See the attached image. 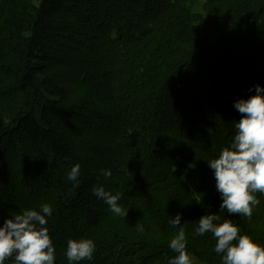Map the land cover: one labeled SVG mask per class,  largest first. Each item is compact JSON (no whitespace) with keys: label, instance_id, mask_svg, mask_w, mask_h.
I'll return each mask as SVG.
<instances>
[{"label":"trees","instance_id":"16d2710c","mask_svg":"<svg viewBox=\"0 0 264 264\" xmlns=\"http://www.w3.org/2000/svg\"><path fill=\"white\" fill-rule=\"evenodd\" d=\"M256 85L264 0H0V226L50 205L54 264H169L180 227L192 264H223L195 234L206 214L264 247V193L250 220L230 215L207 162ZM69 239H91L93 258L70 261Z\"/></svg>","mask_w":264,"mask_h":264},{"label":"clouds","instance_id":"9594fccd","mask_svg":"<svg viewBox=\"0 0 264 264\" xmlns=\"http://www.w3.org/2000/svg\"><path fill=\"white\" fill-rule=\"evenodd\" d=\"M254 90L255 95L234 103L241 119L235 124L237 132L231 147L223 148L218 158L207 161L222 197L221 210L249 220L253 207L260 204L253 193H264V87L256 85ZM79 169V164L71 169L68 173L70 181L77 180ZM103 175L107 179L111 172L105 170ZM92 193L104 200L113 213L125 215L118 203L119 194L113 195L102 186H93ZM51 215V206L43 204L39 211L24 210L4 221L0 226V264L13 256L15 264H54L56 249L46 227L47 217ZM218 221L220 216L216 214L202 216L195 234L211 232L214 235L217 240L215 252L223 254V264H264V247L248 235L238 237L239 228L230 220L214 223ZM169 223L180 226L181 214L171 217ZM138 228L143 231L139 225ZM169 247L177 254L169 264H192L183 227L171 239ZM94 251L95 244L91 239H69L66 256L70 261L91 260Z\"/></svg>","mask_w":264,"mask_h":264},{"label":"rangeland","instance_id":"374dc122","mask_svg":"<svg viewBox=\"0 0 264 264\" xmlns=\"http://www.w3.org/2000/svg\"><path fill=\"white\" fill-rule=\"evenodd\" d=\"M185 174H186V178H187L188 182L191 184V186H192V187L195 189V191H196V189H197V187H198V180H197V177H196L195 175H193V174L191 173L190 170L187 171ZM191 258L195 259L194 256H191ZM197 261H198V264H205V263H203V262H201V261H199V260H197Z\"/></svg>","mask_w":264,"mask_h":264}]
</instances>
